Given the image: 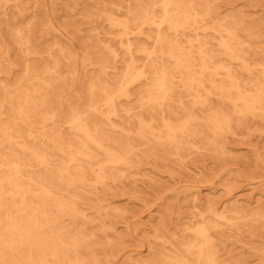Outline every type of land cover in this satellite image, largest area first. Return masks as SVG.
Here are the masks:
<instances>
[{
    "label": "rangeland",
    "instance_id": "1",
    "mask_svg": "<svg viewBox=\"0 0 264 264\" xmlns=\"http://www.w3.org/2000/svg\"><path fill=\"white\" fill-rule=\"evenodd\" d=\"M0 264H264V0H0Z\"/></svg>",
    "mask_w": 264,
    "mask_h": 264
},
{
    "label": "bare ground",
    "instance_id": "2",
    "mask_svg": "<svg viewBox=\"0 0 264 264\" xmlns=\"http://www.w3.org/2000/svg\"><path fill=\"white\" fill-rule=\"evenodd\" d=\"M37 247V246H36ZM45 248V247H44ZM53 251V250H52ZM40 253V252H39Z\"/></svg>",
    "mask_w": 264,
    "mask_h": 264
}]
</instances>
